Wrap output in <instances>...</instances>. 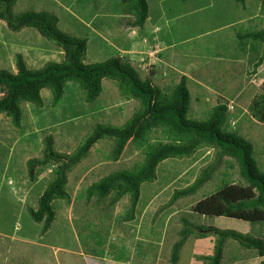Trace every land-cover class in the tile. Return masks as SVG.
I'll list each match as a JSON object with an SVG mask.
<instances>
[{
    "label": "rangeland",
    "instance_id": "obj_1",
    "mask_svg": "<svg viewBox=\"0 0 264 264\" xmlns=\"http://www.w3.org/2000/svg\"><path fill=\"white\" fill-rule=\"evenodd\" d=\"M148 2V26L152 32L161 31V43L151 30L141 34L137 28L133 32L128 23L132 14L114 11V0H100L97 6L93 0H16L12 13L35 10L57 15L60 30L87 38L88 51L83 61L86 64L119 53L142 77L151 76L163 88L177 83L186 74L191 94L189 119L207 118L219 99H227L231 113L228 128L254 144V157L264 172V122L249 111L253 97L263 89L264 62L251 72L254 59L250 45L244 49L240 44L247 31L264 28L262 0ZM164 35L174 39L173 45ZM19 52L30 69L59 62L64 56L59 47L36 29L24 27L14 31L0 20V69L16 72ZM228 54L232 58H227ZM236 56L239 58L234 59ZM42 98L41 106L21 102L19 126L10 116L0 114V264H202L201 256L213 252V235L189 237L179 251L178 261L171 260L183 217L193 224L230 228L264 238V222L205 216L193 209L198 200L227 180H243L235 158L225 156L196 192L168 202L175 189L193 182L202 167L213 161L216 152L213 147L200 148L189 157L160 162L156 179L141 185L135 218L123 220L120 215L129 205L128 197L112 205L109 198L88 197L87 187L109 173L134 168L144 159L146 147L129 140L120 158L112 160L109 155L113 140L109 137L96 142L69 171L65 188L70 200L53 201L56 216L51 227L44 231L43 223L32 218L29 208L38 206L52 166L31 180L26 161L43 155L47 135L53 136L56 151L73 152L96 124L123 125L139 109L140 102L124 98L110 78H104L103 91L94 101L86 100L85 90L74 80L66 83L56 105L52 103L50 89L42 90ZM163 138L155 131L150 141ZM122 248L127 258L118 261L113 252ZM260 259L254 249L228 239L221 264H258Z\"/></svg>",
    "mask_w": 264,
    "mask_h": 264
},
{
    "label": "trees",
    "instance_id": "obj_2",
    "mask_svg": "<svg viewBox=\"0 0 264 264\" xmlns=\"http://www.w3.org/2000/svg\"><path fill=\"white\" fill-rule=\"evenodd\" d=\"M98 1L100 0H93L95 6ZM15 2L16 0H0V20L6 21L8 27L14 31L24 27L36 29L44 38L59 47L64 56L59 62L53 61L43 68L30 69L23 54L17 53L16 72L0 69V114L10 116L13 123L19 126L22 120L21 102L41 106L42 90L48 88L52 103L56 105L64 94L66 83L72 80L83 87L87 101H94L103 91L104 78H110L124 98H134L140 102L139 109L123 125L96 124L73 152L56 151L53 136L47 135L44 138L43 155L26 161L28 177L31 180H35L47 167L52 166L51 177L39 197L38 206L29 208L32 218L43 223L44 231L51 227L56 216L53 201L70 200L65 188L69 171L96 142L106 137L113 140L109 155L112 160L120 158L129 140L146 147L144 159L134 168L109 173L87 187L88 197L96 196L98 200L109 198L112 205L123 197H128L129 205L120 215L123 220L135 218L141 197V185L156 179L160 162L167 158L189 157L200 148L213 147L216 149L213 161L202 167L193 182L175 189L168 202L172 203L196 192L211 178L220 161L229 156L237 160L243 180H227L217 190L198 200L193 206L194 211L205 216H228L249 222H264V172L259 169L254 157V144L238 131L228 128L231 113L227 99H219L207 118L189 119L187 113L191 94L187 75H181L177 83L163 88L151 76L142 77L136 67L129 60H123L119 54L86 64L83 61L88 51L87 38L71 36L60 30L56 25L57 15L50 12L29 10L14 15L12 6ZM262 4L264 8V0ZM113 9L127 12L129 16L132 14L129 24L140 29L145 27L149 16L148 0H114ZM240 44L244 49L250 45L251 57L254 59L251 72L255 71L264 62V28L247 31L241 36ZM249 111L253 117L264 122V83L263 89L250 102ZM155 131L164 138L151 142V135ZM182 220L183 225L178 231L179 238L172 248L173 263L178 261L179 251L189 237L213 235V252L201 256L202 264H221L228 239L236 240L244 248L254 249L261 257L258 264H264V238L253 237L230 228L193 224L185 217ZM124 253V248L114 251L113 258L124 261L127 258Z\"/></svg>",
    "mask_w": 264,
    "mask_h": 264
},
{
    "label": "crops",
    "instance_id": "obj_3",
    "mask_svg": "<svg viewBox=\"0 0 264 264\" xmlns=\"http://www.w3.org/2000/svg\"><path fill=\"white\" fill-rule=\"evenodd\" d=\"M149 10H150V7H149ZM149 17H150V15L147 17V20H146V22H145V28L143 29V30H140L139 29V31H141V34H143V31H147V30H151V33H152V35L156 32V31H154V32H152V29L150 28V25L148 26V24H149V22H148V19H149ZM156 25H158V26H162L160 23H156ZM132 28H133V32L135 31L136 32V30H137V28L138 27H136V26H131ZM168 33V32H167ZM166 33V34H167ZM140 34V35H141ZM118 36V35H117ZM135 36H137V35H135ZM153 36H155L156 37V41H157V38H159V43H161V37H162V33H161V31H157L156 32V35H153ZM164 37L168 40V43L169 44H171V45H173V42H174V39H171L169 36H166V35H164ZM136 38V37H135ZM134 40H138V38L137 39H134ZM119 54V53H118ZM227 56H229V57H227V58H232V56L230 55V54H228ZM237 57V56H236ZM239 57H237V58H234V59H238ZM228 60V59H227ZM172 61V60H171ZM236 61V60H235ZM173 62V61H172ZM160 67L161 68H163V65L162 64H160ZM157 74V73H156ZM183 75V74H182ZM186 75V74H185Z\"/></svg>",
    "mask_w": 264,
    "mask_h": 264
},
{
    "label": "built area",
    "instance_id": "obj_4",
    "mask_svg": "<svg viewBox=\"0 0 264 264\" xmlns=\"http://www.w3.org/2000/svg\"><path fill=\"white\" fill-rule=\"evenodd\" d=\"M144 64V63H143ZM148 65V64H147ZM147 67V66H146ZM146 67H145V69H146Z\"/></svg>",
    "mask_w": 264,
    "mask_h": 264
},
{
    "label": "clouds",
    "instance_id": "obj_5",
    "mask_svg": "<svg viewBox=\"0 0 264 264\" xmlns=\"http://www.w3.org/2000/svg\"><path fill=\"white\" fill-rule=\"evenodd\" d=\"M230 110V109H229Z\"/></svg>",
    "mask_w": 264,
    "mask_h": 264
}]
</instances>
